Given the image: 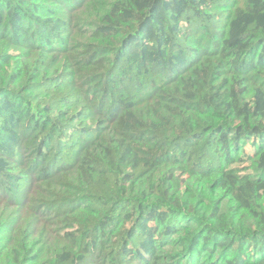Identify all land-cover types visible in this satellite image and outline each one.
Masks as SVG:
<instances>
[{"label":"trees","instance_id":"obj_1","mask_svg":"<svg viewBox=\"0 0 264 264\" xmlns=\"http://www.w3.org/2000/svg\"><path fill=\"white\" fill-rule=\"evenodd\" d=\"M0 264H264V0H0Z\"/></svg>","mask_w":264,"mask_h":264}]
</instances>
